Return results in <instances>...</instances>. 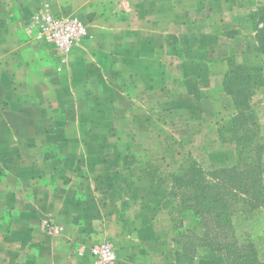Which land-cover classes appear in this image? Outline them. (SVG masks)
Instances as JSON below:
<instances>
[{"label":"crops","instance_id":"obj_1","mask_svg":"<svg viewBox=\"0 0 264 264\" xmlns=\"http://www.w3.org/2000/svg\"><path fill=\"white\" fill-rule=\"evenodd\" d=\"M44 4L87 26L66 57L30 29ZM242 70L264 144V0H0V264H92L104 241L178 264L170 176L236 166Z\"/></svg>","mask_w":264,"mask_h":264},{"label":"trees","instance_id":"obj_2","mask_svg":"<svg viewBox=\"0 0 264 264\" xmlns=\"http://www.w3.org/2000/svg\"><path fill=\"white\" fill-rule=\"evenodd\" d=\"M249 80L242 70L228 86L238 111L227 136L237 146L236 166L205 172L188 160L171 173L168 198L178 264H193L203 253L221 256L223 264H264L255 245L243 234L238 238L233 223L256 212L264 224V144L249 108ZM184 216H189L186 224Z\"/></svg>","mask_w":264,"mask_h":264},{"label":"built area","instance_id":"obj_3","mask_svg":"<svg viewBox=\"0 0 264 264\" xmlns=\"http://www.w3.org/2000/svg\"><path fill=\"white\" fill-rule=\"evenodd\" d=\"M47 5L33 14L31 30L41 42L51 46L57 54L66 57L73 47L88 38L87 26L84 21L71 15H54ZM42 228L53 236L61 232L51 220H44ZM89 254L92 264H114L117 260L116 250L110 242L104 241L93 245Z\"/></svg>","mask_w":264,"mask_h":264},{"label":"rangeland","instance_id":"obj_4","mask_svg":"<svg viewBox=\"0 0 264 264\" xmlns=\"http://www.w3.org/2000/svg\"><path fill=\"white\" fill-rule=\"evenodd\" d=\"M249 159L250 158H246V157L244 158L245 161H248ZM171 187H172V182L170 181L169 187H168L169 190H167V196L171 190ZM244 216H246V218H244ZM260 216H261V213H256V212L252 214L247 213V214L241 215L240 217L234 219L233 223H234V231L236 235L238 236V238H239V235L243 234V236L246 237L248 241L252 242L256 247L259 260L261 262H264V224ZM190 220H193V217L192 219L190 218ZM251 222H252V227L250 228L249 224H251ZM191 223L189 224L191 225ZM198 258L200 259L201 255ZM198 263H199V260L197 259L196 264Z\"/></svg>","mask_w":264,"mask_h":264}]
</instances>
